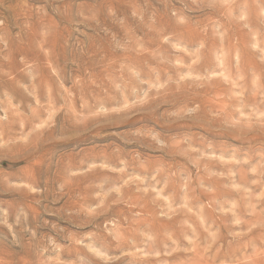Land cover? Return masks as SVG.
Listing matches in <instances>:
<instances>
[{
	"label": "rangeland",
	"instance_id": "1",
	"mask_svg": "<svg viewBox=\"0 0 264 264\" xmlns=\"http://www.w3.org/2000/svg\"><path fill=\"white\" fill-rule=\"evenodd\" d=\"M0 264H264V0H0Z\"/></svg>",
	"mask_w": 264,
	"mask_h": 264
},
{
	"label": "bare ground",
	"instance_id": "2",
	"mask_svg": "<svg viewBox=\"0 0 264 264\" xmlns=\"http://www.w3.org/2000/svg\"><path fill=\"white\" fill-rule=\"evenodd\" d=\"M3 141V140H2ZM3 144V143H2Z\"/></svg>",
	"mask_w": 264,
	"mask_h": 264
}]
</instances>
